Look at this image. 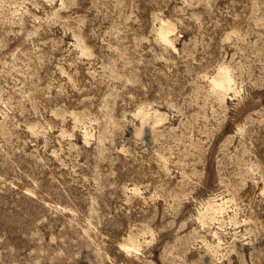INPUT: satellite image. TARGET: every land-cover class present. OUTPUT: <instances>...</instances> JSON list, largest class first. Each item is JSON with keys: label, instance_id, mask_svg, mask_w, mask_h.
<instances>
[{"label": "rangeland", "instance_id": "1", "mask_svg": "<svg viewBox=\"0 0 264 264\" xmlns=\"http://www.w3.org/2000/svg\"><path fill=\"white\" fill-rule=\"evenodd\" d=\"M0 264H264V0H0Z\"/></svg>", "mask_w": 264, "mask_h": 264}, {"label": "bare ground", "instance_id": "2", "mask_svg": "<svg viewBox=\"0 0 264 264\" xmlns=\"http://www.w3.org/2000/svg\"><path fill=\"white\" fill-rule=\"evenodd\" d=\"M175 30L174 24H172L169 21L163 20L160 27L158 28L159 37L160 39L169 47L176 49L174 39H173V32ZM218 76L213 79V82L217 87H219L221 90H230L234 86V79L230 72V70L227 67H221L218 72ZM142 119L144 120L146 117L150 116L153 118V126L156 127L160 124H162L166 119L167 116L165 113L161 112L159 109H153V111H145L141 110L140 114ZM90 133L88 130L84 131V137L86 140H89ZM135 189V188H134ZM225 206V200L217 201L215 199H211L207 202V204L204 206V211L201 212V216L204 215V212L211 211L215 214H221L223 213V209ZM132 247L135 249H139L141 244L138 240H132Z\"/></svg>", "mask_w": 264, "mask_h": 264}]
</instances>
